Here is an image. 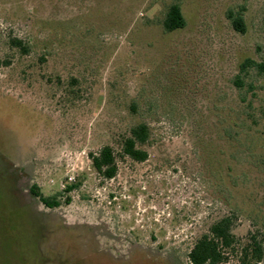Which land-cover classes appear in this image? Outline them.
<instances>
[{"label": "rangeland", "instance_id": "1", "mask_svg": "<svg viewBox=\"0 0 264 264\" xmlns=\"http://www.w3.org/2000/svg\"><path fill=\"white\" fill-rule=\"evenodd\" d=\"M173 3L185 26L165 33ZM229 11L242 14L244 34ZM247 58L264 60V0H0V151L13 153L6 171L24 167L20 190L30 178L50 197L76 166V187L63 194L71 203L51 211L25 193L17 201L15 179L9 185L0 168V264H70L67 252L37 249L38 227L25 217L32 206L54 231H87L104 254L123 255L130 238L132 264H188L186 250L230 217L235 252L222 264H241L251 237L264 264V76L250 69L243 88L233 84ZM141 122L150 130L146 160L118 157L114 178L97 176L88 155L103 146L118 153ZM40 227L47 238L49 226Z\"/></svg>", "mask_w": 264, "mask_h": 264}, {"label": "trees", "instance_id": "2", "mask_svg": "<svg viewBox=\"0 0 264 264\" xmlns=\"http://www.w3.org/2000/svg\"><path fill=\"white\" fill-rule=\"evenodd\" d=\"M227 18L230 24L237 33H245V25L243 16L239 12L229 11ZM162 30L165 33H173L181 30L185 26V18L183 16L181 7L177 3L169 5L161 22ZM12 48L17 49L21 54L28 53V47L20 40L12 39L9 41ZM250 69H254L257 74L264 76V60L255 62L251 59H244L238 67V74L235 76L233 84L237 88L244 87L243 76L247 75ZM133 111L135 106H130ZM150 138V130L145 123H138L129 128L127 135L123 137L120 142V150L118 153L110 146H103L97 152L88 155L92 169L103 180H110L115 177L117 173V158H127L134 162H143L147 158V153L141 147L145 145ZM9 164L5 160L0 161V168L6 172ZM8 179V176H6ZM9 185L11 181L8 179ZM76 185L67 186L62 193L50 197H43L39 193V188L33 184L31 186V193L36 197L47 209H53L62 205L63 194L70 193ZM69 201V198H65ZM14 210V209H13ZM11 210V213L12 211ZM16 210V209H15ZM15 217L16 214H11ZM27 221H30V215L25 212ZM13 220V219H12ZM232 220L230 217H223L211 224L206 234L201 235L189 249L186 259L190 264H222L227 260V256L235 252L236 240L231 233ZM241 264L249 259L255 264L260 263L263 250L261 244L251 237L250 242L240 249Z\"/></svg>", "mask_w": 264, "mask_h": 264}, {"label": "flooded vegetation", "instance_id": "3", "mask_svg": "<svg viewBox=\"0 0 264 264\" xmlns=\"http://www.w3.org/2000/svg\"><path fill=\"white\" fill-rule=\"evenodd\" d=\"M11 153L10 151L8 152H4V151H0V160L3 159L5 161H7L8 164L11 163L10 161V156H11ZM145 161V160H144ZM143 161V162H144ZM142 163V162H140ZM19 169V170H15V169ZM27 171L25 170L24 167H19V166H16L15 168H9L8 171L5 172V177L8 176V179L11 181V186H12V179H15V185L12 186V190L14 188V195H15V198L16 200L18 201L21 200V199H25V195H23L22 193H24L23 190H20V187L19 185L17 186L16 185V179L18 177H26L27 175ZM33 185V184H32ZM29 186L28 188V197L30 199H32L34 196L33 194L31 193V186ZM36 198V197H34ZM62 204H65V205H69L71 203V200L69 199V201H65V198L63 197L62 199ZM32 202V200H31ZM36 202V200L34 201ZM31 207V206H30ZM33 208V206L31 207ZM29 208V211L28 213L30 214V221H32L33 225L35 224V227L37 228L38 227V232H36V234L32 235L34 240V243L36 242V247L37 249L39 250V252H41L42 248H46V249H49L51 250L54 254L53 256H56L57 254L56 253H62L63 251L67 252V255L65 256L66 257V260H68L70 262V264H132V253L133 252H136L134 250V248L136 247L134 243H132L128 238L126 237L124 240L126 246H127V250L125 251V253L123 255L119 254V253H111V252H108L107 254H104V253H101L98 249H96L95 247H93V244L85 241L84 244L82 243H78V241H74L73 239H69V240H64L65 242L64 243H56L55 240L51 239V238H45L42 236V234H40L39 230L42 231V227L41 224L42 222L39 220V218H37L35 216V214L33 213V210ZM45 208V207H44ZM59 207L57 208H53V209H58ZM47 209V208H45ZM48 210H51V209H48ZM80 236L82 237V239H87L89 241L90 238H88L89 235L87 236H82L80 234ZM37 237V238H36ZM79 237V236H78ZM39 238V239H38ZM42 240L41 242H39V240ZM81 239V238H79ZM78 245H80L81 249L78 250H74L72 251V247H78ZM134 247V248H133ZM133 248V249H132ZM191 248V246L186 250V253H185V257L189 251V249ZM67 250V251H66ZM73 252V253H70V252ZM140 257H142L143 259H146L147 255L140 250V252H138V254H136ZM158 255V254H156ZM60 256V255H59ZM62 257V256H61ZM151 257V256H149ZM187 260V259H186ZM46 264H58L57 262L56 263H52V262H47V260L45 261ZM188 262V261H187ZM188 264H190L188 262Z\"/></svg>", "mask_w": 264, "mask_h": 264}, {"label": "water", "instance_id": "4", "mask_svg": "<svg viewBox=\"0 0 264 264\" xmlns=\"http://www.w3.org/2000/svg\"><path fill=\"white\" fill-rule=\"evenodd\" d=\"M30 181H31L30 178L23 180L24 185L21 188V189H23V191L27 195V197H28V188L30 186ZM31 200H33V201L36 200V203H34V208H35V204L37 207H41V208L43 207L42 203L37 198L33 197ZM51 210H54V209H51ZM42 224L49 226L50 232L47 234L50 238H52L53 240H56L55 241L56 243H58V240H62V239H63V241L73 239L74 241H78V243L80 242V243L84 244L86 240L82 239L80 234L82 236L89 235L88 232L85 230H78L76 227L70 228L68 226H63L62 230H58V231L55 230L54 231V230H52L53 228H51V227H53L52 226L53 224L51 225L50 222H48L47 220L45 222H42ZM50 234H52V235H50ZM79 238H81V239H79Z\"/></svg>", "mask_w": 264, "mask_h": 264}, {"label": "built area", "instance_id": "5", "mask_svg": "<svg viewBox=\"0 0 264 264\" xmlns=\"http://www.w3.org/2000/svg\"><path fill=\"white\" fill-rule=\"evenodd\" d=\"M76 166H69V169L65 173L64 184H61V189L64 190L67 186H71L75 183Z\"/></svg>", "mask_w": 264, "mask_h": 264}]
</instances>
